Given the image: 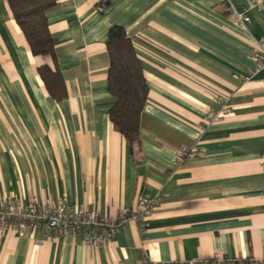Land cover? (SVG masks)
<instances>
[{"label": "crops", "instance_id": "1", "mask_svg": "<svg viewBox=\"0 0 264 264\" xmlns=\"http://www.w3.org/2000/svg\"><path fill=\"white\" fill-rule=\"evenodd\" d=\"M250 17L244 34L226 0H57L48 13L56 60L34 56L0 0V195L63 202L117 217L158 200L111 244L51 240L45 225L0 233V264H155L264 256V0H229ZM124 28L148 84L141 140L131 147L109 110L108 33ZM56 66L55 100L38 69ZM248 78V79H247ZM223 96L231 113L205 125ZM205 152L175 165V152Z\"/></svg>", "mask_w": 264, "mask_h": 264}, {"label": "built area", "instance_id": "2", "mask_svg": "<svg viewBox=\"0 0 264 264\" xmlns=\"http://www.w3.org/2000/svg\"><path fill=\"white\" fill-rule=\"evenodd\" d=\"M227 1L228 11L235 17L240 30L248 34L250 17L246 10L239 9L237 5ZM258 71H264V48L257 55ZM248 79V78H247ZM214 102L220 105L219 110L210 109L205 116L204 124H214L231 113L226 99L214 94ZM205 152L200 145L182 147L175 152V165H180L187 158H195ZM158 205V200H140L134 209L125 208L117 217L100 214L97 210H80L61 201L39 203L37 200L27 202H14L10 198L0 195V233L13 232L22 236L34 231L37 227L45 225V235L51 240H64L71 235L82 236L84 244L88 246H101L111 244L119 228L128 222L140 224V229L146 222L147 216ZM144 264H148L145 262ZM155 264H245L238 259H227L217 256L210 260L169 261ZM247 264H264L261 259H249Z\"/></svg>", "mask_w": 264, "mask_h": 264}, {"label": "trees", "instance_id": "3", "mask_svg": "<svg viewBox=\"0 0 264 264\" xmlns=\"http://www.w3.org/2000/svg\"><path fill=\"white\" fill-rule=\"evenodd\" d=\"M13 17L24 34L34 56L56 60V41L48 27V13L57 0H7ZM110 58L108 89L114 99L109 118L131 147L140 143V118L148 100V84L143 74L134 42L120 26L110 28L107 40ZM39 76L52 97L67 96L61 71L48 65L38 69Z\"/></svg>", "mask_w": 264, "mask_h": 264}]
</instances>
